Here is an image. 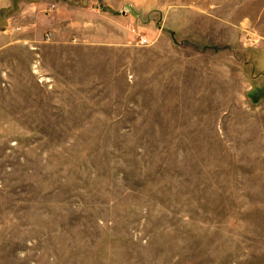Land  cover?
<instances>
[{"label":"rangeland","instance_id":"obj_1","mask_svg":"<svg viewBox=\"0 0 264 264\" xmlns=\"http://www.w3.org/2000/svg\"><path fill=\"white\" fill-rule=\"evenodd\" d=\"M0 264H264V0H0Z\"/></svg>","mask_w":264,"mask_h":264},{"label":"crops","instance_id":"obj_2","mask_svg":"<svg viewBox=\"0 0 264 264\" xmlns=\"http://www.w3.org/2000/svg\"><path fill=\"white\" fill-rule=\"evenodd\" d=\"M151 4H153V2L151 3ZM56 7V6H55ZM57 7H80V6H72L71 4H68V3H63V4H59ZM155 7H133V9H135L136 11H138V10H141V11H143V12H145V11H152L153 9H154ZM99 11L98 10H94V12L93 11H88V13L86 14V16H92V17H94L95 19H93L94 21H91V20H88V23H86L85 24V26H88V27H90L91 26V24L93 25V26H96V27H94V30H95V32L97 33L98 31H99V24L98 23H100V21H102V22H104L106 19L107 20H111V21H113V20H116L115 19V17L114 16H112V15H109V16H107V15H105V14H101V15H98L99 13H98ZM97 21H98V23H97ZM85 26L84 25H81V24H78L77 25V31L78 32H81V33H83V34H86V31H87V29H85ZM98 28V29H97ZM90 30H92V27L91 28H89ZM110 36H107V37H109V40L112 42V43H117V36H118V34H116V33H108ZM120 38V37H119Z\"/></svg>","mask_w":264,"mask_h":264},{"label":"built area","instance_id":"obj_3","mask_svg":"<svg viewBox=\"0 0 264 264\" xmlns=\"http://www.w3.org/2000/svg\"><path fill=\"white\" fill-rule=\"evenodd\" d=\"M139 45H141V46H146V45H147V41H145V40H141V41L139 42Z\"/></svg>","mask_w":264,"mask_h":264}]
</instances>
